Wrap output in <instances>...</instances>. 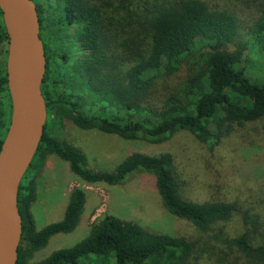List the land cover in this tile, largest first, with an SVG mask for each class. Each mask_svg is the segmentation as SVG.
Listing matches in <instances>:
<instances>
[{"label": "trees", "instance_id": "trees-1", "mask_svg": "<svg viewBox=\"0 0 264 264\" xmlns=\"http://www.w3.org/2000/svg\"><path fill=\"white\" fill-rule=\"evenodd\" d=\"M32 1L46 60L40 90L47 117L19 186L25 245L18 247L16 264H26L53 236L71 233L85 205V191L74 189L63 219L36 230L29 210L36 187L26 174L37 175L49 154L66 161L88 185L117 186L130 174L151 173L164 208L202 234L190 240L106 216L74 246L35 264H197L202 258L207 264H264L260 216L241 212L237 204L185 199L170 154L133 152L111 173L94 172L84 155L50 128L66 121L150 144L187 132L212 151L236 128L264 122V79L251 80L247 65L253 54L264 64V0ZM243 13L250 19L247 40L240 37ZM4 43L0 10V46ZM6 57L0 48V147L11 114ZM182 71V88H173L171 79ZM162 89L175 93L159 100ZM236 214L244 229L233 234L226 224Z\"/></svg>", "mask_w": 264, "mask_h": 264}, {"label": "rangeland", "instance_id": "rangeland-1", "mask_svg": "<svg viewBox=\"0 0 264 264\" xmlns=\"http://www.w3.org/2000/svg\"><path fill=\"white\" fill-rule=\"evenodd\" d=\"M40 1L46 3L45 0ZM242 16L241 23H245L240 37L247 40L246 27L250 19L246 13ZM0 48L7 52L8 45L4 43ZM248 58L251 80L257 77L264 79V64L256 62L255 54ZM183 78L182 71L171 79L170 85L182 88ZM170 93H175V90L162 89L159 100ZM50 128L60 141L77 148L84 155L87 167L94 172L111 173L133 152L152 156L170 154L185 199L198 203L237 204L241 212L259 215L264 223V122L236 128L212 151L187 132L176 133L161 144H150L142 140L126 141L97 129L84 130L66 121L59 126L51 124ZM26 177L27 180L33 179L36 187V197L29 208L36 230L63 219L71 191H85V205L76 228L69 234L53 236L44 248L25 259L26 264L39 263L58 249L74 246L88 235L94 223L106 216L131 222L155 233L175 234L190 240L201 238L202 233L190 223L171 215L164 208L151 173L130 174L117 186L88 185L71 173L66 161L49 154L37 175L29 170ZM226 228L233 234L240 233L244 229L241 215L233 216ZM21 243L25 245L23 241L19 245ZM197 264H207V261L202 258Z\"/></svg>", "mask_w": 264, "mask_h": 264}, {"label": "water", "instance_id": "water-1", "mask_svg": "<svg viewBox=\"0 0 264 264\" xmlns=\"http://www.w3.org/2000/svg\"><path fill=\"white\" fill-rule=\"evenodd\" d=\"M0 10L8 37L6 74L11 100L9 125L0 147V204H7L13 231V242L0 255V264H16L22 235L19 186L41 141L47 117L40 90L46 60L35 3L0 0Z\"/></svg>", "mask_w": 264, "mask_h": 264}, {"label": "bare ground", "instance_id": "bare-ground-1", "mask_svg": "<svg viewBox=\"0 0 264 264\" xmlns=\"http://www.w3.org/2000/svg\"><path fill=\"white\" fill-rule=\"evenodd\" d=\"M13 242L11 227V213L6 203L0 204V255L10 247Z\"/></svg>", "mask_w": 264, "mask_h": 264}]
</instances>
